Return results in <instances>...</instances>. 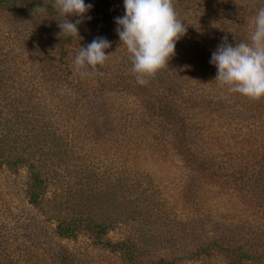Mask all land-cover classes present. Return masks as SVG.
Listing matches in <instances>:
<instances>
[{"label": "rangeland", "instance_id": "rangeland-1", "mask_svg": "<svg viewBox=\"0 0 264 264\" xmlns=\"http://www.w3.org/2000/svg\"><path fill=\"white\" fill-rule=\"evenodd\" d=\"M54 3L0 0V264H227L235 245L252 250L239 264H264V97L209 63L223 37L248 39L262 0H174L186 31L147 84L115 31L122 0H85L77 37ZM99 36L105 63L77 67Z\"/></svg>", "mask_w": 264, "mask_h": 264}, {"label": "clouds", "instance_id": "clouds-1", "mask_svg": "<svg viewBox=\"0 0 264 264\" xmlns=\"http://www.w3.org/2000/svg\"><path fill=\"white\" fill-rule=\"evenodd\" d=\"M124 13L114 17L115 31L126 48L131 61V71L139 84H147V77L154 75L174 55L175 44L185 33V24L178 18L174 0H122ZM54 7L64 17L59 22L60 32L78 36L77 25L91 9L85 0H55ZM68 16H74L69 20ZM247 40L235 44L223 42L212 51L209 63L216 67V79L230 91L252 99L264 97V0L252 17ZM110 41L95 37L86 46H80L74 57L79 68L102 66L109 53ZM83 74V73H82Z\"/></svg>", "mask_w": 264, "mask_h": 264}, {"label": "trees", "instance_id": "trees-1", "mask_svg": "<svg viewBox=\"0 0 264 264\" xmlns=\"http://www.w3.org/2000/svg\"><path fill=\"white\" fill-rule=\"evenodd\" d=\"M58 16V15H57ZM60 41L58 42L57 46L60 47ZM61 48V47H60ZM62 48H64L62 46ZM86 77L88 79H93L94 78V81H97L99 84L103 85V83L105 82L104 78L103 77H93L91 75L87 76ZM104 80V81H103ZM107 80V79H106ZM171 102L174 104L173 101H170V103L166 104V108H170V112H168V115L170 116L169 117V120L170 121H174V118H173V115H172V107L173 105H171ZM160 110L162 111V108H160ZM175 123V122H174ZM176 133H178V131H176ZM179 135V133H178ZM178 141L179 143L177 144V148L178 150L181 152V153H184V156L186 157V161L193 167H203L204 166V161H205V155H201V154H197V152H190L185 143H183V139L181 138V136L179 135L178 137ZM262 156L264 157V154H262ZM32 167V166H31ZM31 169V168H30ZM32 175H33V180H34V184L32 183V186H30V199L35 202L37 201L39 195H40V192L37 191V184L39 186H41L42 184V181H41V178H40V175H39V172L35 171V170H32ZM236 173H234L233 175V180H236L238 177H242L240 175H237L236 176ZM261 173L262 175H264V171L261 170ZM243 179V178H242ZM263 179V178H262ZM75 224H70L68 222H65V221H59L57 223V229H58V233L61 234V235H65V236H71L74 234V230H75ZM221 247H223L222 244H219ZM225 250H227L229 252V261L227 262V264H239L242 260L246 259H250V257H252V250L245 246V247H241V245H235V246H232V247H225L224 248Z\"/></svg>", "mask_w": 264, "mask_h": 264}]
</instances>
